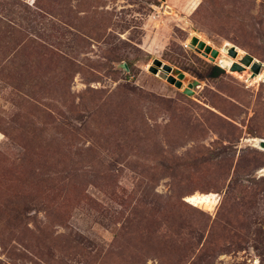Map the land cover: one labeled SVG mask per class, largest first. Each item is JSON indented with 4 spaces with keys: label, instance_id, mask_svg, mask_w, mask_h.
Wrapping results in <instances>:
<instances>
[{
    "label": "rangeland",
    "instance_id": "374dc122",
    "mask_svg": "<svg viewBox=\"0 0 264 264\" xmlns=\"http://www.w3.org/2000/svg\"><path fill=\"white\" fill-rule=\"evenodd\" d=\"M245 53L264 0H0V264H264Z\"/></svg>",
    "mask_w": 264,
    "mask_h": 264
},
{
    "label": "water",
    "instance_id": "95a60500",
    "mask_svg": "<svg viewBox=\"0 0 264 264\" xmlns=\"http://www.w3.org/2000/svg\"><path fill=\"white\" fill-rule=\"evenodd\" d=\"M192 45H197V49H204V51L207 53L210 51L211 47L209 45H206L204 41L199 40L197 37H193L191 40ZM228 56H224L219 65H216V69L218 71H224L225 69H240L241 65L237 61H233V57H236L237 51L234 46H231L228 49ZM216 51H213V55H215ZM240 63L249 66L253 74H257L259 71L262 70L264 66V62L255 58L253 55L249 53H245L242 55L240 59ZM126 67V65H124ZM153 73H157L159 77L162 79L167 80L170 83H174L176 87L181 86V79L183 78V73L181 70L177 67H172L166 63H163L160 59H154L153 60V66L149 69ZM217 75L218 72H215ZM175 76L177 79H175ZM197 81H193L192 83H189L187 87L184 89V92L186 94H191L192 90L190 89L192 86L196 85ZM256 145L264 149V139L260 138L259 141L256 143Z\"/></svg>",
    "mask_w": 264,
    "mask_h": 264
},
{
    "label": "bare ground",
    "instance_id": "6f19581e",
    "mask_svg": "<svg viewBox=\"0 0 264 264\" xmlns=\"http://www.w3.org/2000/svg\"><path fill=\"white\" fill-rule=\"evenodd\" d=\"M264 67V66H263ZM260 76L262 77V78H264V71H263V73H261L260 74ZM259 141V139H256V143ZM264 150V149H263ZM263 171H264V167H263V169H262Z\"/></svg>",
    "mask_w": 264,
    "mask_h": 264
}]
</instances>
